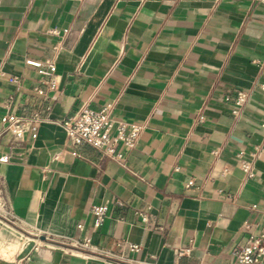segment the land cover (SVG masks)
Instances as JSON below:
<instances>
[{
	"label": "crops",
	"instance_id": "obj_1",
	"mask_svg": "<svg viewBox=\"0 0 264 264\" xmlns=\"http://www.w3.org/2000/svg\"><path fill=\"white\" fill-rule=\"evenodd\" d=\"M47 59L44 99L27 61ZM0 73V128L43 118L35 140L0 134V264H234L264 228V0H0ZM107 104L144 126L128 169L63 126Z\"/></svg>",
	"mask_w": 264,
	"mask_h": 264
},
{
	"label": "built area",
	"instance_id": "obj_2",
	"mask_svg": "<svg viewBox=\"0 0 264 264\" xmlns=\"http://www.w3.org/2000/svg\"><path fill=\"white\" fill-rule=\"evenodd\" d=\"M52 33L57 34V30H52ZM29 64L40 68V73L44 76L34 90L39 95L46 99L49 94L58 86L57 67L53 60L47 59L30 60ZM3 73H0V78ZM11 82H16L15 78H7ZM247 100V94L243 90H239L236 97V106L241 107ZM238 109L233 113H238ZM2 132L9 133L16 139L35 140L38 137L39 128L43 122V118L39 111H27L26 113L7 112L1 118ZM66 129L69 141L75 146L90 145L101 154L121 165L124 168H129L126 162L127 151L133 149L139 139V136L144 128L143 125L130 123L118 119L114 116V105L107 104L100 109H94L88 105H82L77 111L63 122ZM9 161V155L0 154V162L6 163ZM241 168L246 177L253 178L255 171L252 160L242 157ZM193 181L188 183L192 186ZM94 215V229L100 228L108 216V204L94 205L92 207ZM146 222V216L142 219ZM248 223H244V227H249ZM132 250H139L141 245H130ZM73 251L80 253H89L93 250L92 243L89 238L78 241L73 248ZM189 250L181 251L180 254H185ZM236 261L234 264H262L264 263V228L259 233L249 234L242 243L237 245L234 251Z\"/></svg>",
	"mask_w": 264,
	"mask_h": 264
}]
</instances>
